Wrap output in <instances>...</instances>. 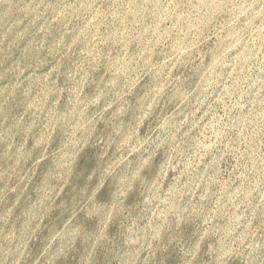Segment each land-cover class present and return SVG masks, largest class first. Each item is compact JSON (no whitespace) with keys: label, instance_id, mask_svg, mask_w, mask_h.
Listing matches in <instances>:
<instances>
[{"label":"rangeland","instance_id":"obj_1","mask_svg":"<svg viewBox=\"0 0 264 264\" xmlns=\"http://www.w3.org/2000/svg\"><path fill=\"white\" fill-rule=\"evenodd\" d=\"M0 264H264V0H0Z\"/></svg>","mask_w":264,"mask_h":264}]
</instances>
